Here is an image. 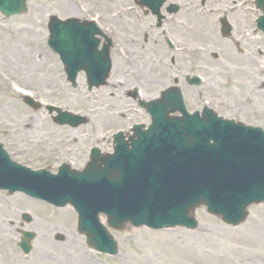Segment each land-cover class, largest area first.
Here are the masks:
<instances>
[{
  "label": "rangeland",
  "instance_id": "374dc122",
  "mask_svg": "<svg viewBox=\"0 0 264 264\" xmlns=\"http://www.w3.org/2000/svg\"><path fill=\"white\" fill-rule=\"evenodd\" d=\"M78 9V0H28L25 14L9 19L0 15V143L8 153L17 154L16 160L26 159L33 168L49 166L55 172L65 162L81 170L91 147L111 151L108 140L114 130H127L131 124L147 122L136 105L137 99L127 97V92L136 88L139 98L148 100L173 83L175 68L171 59L174 52L162 41H151L150 35L155 32H147L146 42L142 32L130 39L121 25L110 49L112 68L106 85L88 90L85 76L80 73L76 78L77 86L71 87L57 55L46 45L47 22L52 15L59 20L79 19ZM195 33L194 46H206L205 32L197 30ZM257 38L256 48L264 51V36L258 34ZM209 50L221 53L218 46H211ZM207 58L195 55L191 66L201 65ZM258 62L257 78L262 81L264 52L258 56ZM218 66L212 65L216 74L210 78L223 74L220 71L223 65ZM137 73L140 77L134 79ZM142 76L151 82L144 87L147 89H142ZM230 76L227 80L232 84ZM19 90L41 103L80 114L87 122L77 128L58 126L52 121L54 114H48L42 107L33 110L23 104ZM202 90L196 88V91ZM253 100L264 118V97L254 94ZM124 109L133 112L125 118L115 115L114 112L121 113ZM224 114L227 118L232 115ZM253 124L264 129V120ZM195 215L198 227L193 231L126 227L123 232H117L109 229L117 243L118 254L108 257L87 247L84 236L76 232L77 216L72 208L57 209L23 194L7 195L0 191V264H262L264 203L251 206L245 222L236 228L226 226L202 208ZM24 216H28L29 221H23ZM101 221L105 223V218ZM22 231L35 234L27 256L17 247Z\"/></svg>",
  "mask_w": 264,
  "mask_h": 264
},
{
  "label": "water",
  "instance_id": "95a60500",
  "mask_svg": "<svg viewBox=\"0 0 264 264\" xmlns=\"http://www.w3.org/2000/svg\"><path fill=\"white\" fill-rule=\"evenodd\" d=\"M25 1L0 0V13H23ZM259 2L264 14V0ZM260 23L264 32V16ZM48 28V45L59 55L68 79L73 82L78 70L86 68L91 85L103 83L109 71L108 50L96 52L90 31L79 30L73 19L61 22L55 17ZM25 102L36 108L31 100ZM162 110L157 109V117L153 114L146 134L118 142L111 156L94 154L81 173L68 167L56 177L25 173L0 154V189L20 191L57 207L70 204L78 214L79 233H85L97 251L109 254L115 253V244L99 225V213L116 230L127 224L194 229L193 213L200 206L228 225L242 223L250 205L264 202V133L210 113L200 118L183 111L184 117L176 120L167 118L175 108ZM57 121L77 126L83 120L64 113ZM22 236L20 246L27 254L34 234Z\"/></svg>",
  "mask_w": 264,
  "mask_h": 264
},
{
  "label": "flooded vegetation",
  "instance_id": "af4514ba",
  "mask_svg": "<svg viewBox=\"0 0 264 264\" xmlns=\"http://www.w3.org/2000/svg\"><path fill=\"white\" fill-rule=\"evenodd\" d=\"M158 4L159 0H78L77 13L80 24L85 25L86 21L95 23L112 42L121 25L130 39L142 32V39L146 42L149 36L147 32H155V35H150L151 41H162L174 52L171 64L175 74L169 86L179 88L188 112H200L207 107L221 117L230 112L232 115L227 114L231 116L229 119L259 126L253 122L264 118L258 111V103H254L253 95L262 94L264 97V80L257 78L258 56L264 51L256 48L259 44L257 20L260 11L255 1L164 0L158 11L161 18L154 14ZM197 30L199 33L205 32L204 41L208 47L194 46ZM165 39L172 43V47L166 44ZM211 46H218L220 55L210 51ZM199 54L206 55L207 60L201 65L195 63L191 66L192 57ZM212 65L221 67L223 74L218 79L210 78V75L216 74L212 71ZM143 75L146 73L143 72ZM229 75V78H233L232 84L228 83ZM137 77H140L138 73L134 79ZM192 77H199L201 82L196 85ZM143 83L142 89L151 85L146 78ZM200 87L204 90L196 91ZM131 91L126 96L136 99L139 90L135 88ZM231 96L233 99H230ZM143 114L148 120V115Z\"/></svg>",
  "mask_w": 264,
  "mask_h": 264
},
{
  "label": "bare ground",
  "instance_id": "6f19581e",
  "mask_svg": "<svg viewBox=\"0 0 264 264\" xmlns=\"http://www.w3.org/2000/svg\"><path fill=\"white\" fill-rule=\"evenodd\" d=\"M30 204V203H29ZM40 251V250H39Z\"/></svg>",
  "mask_w": 264,
  "mask_h": 264
}]
</instances>
